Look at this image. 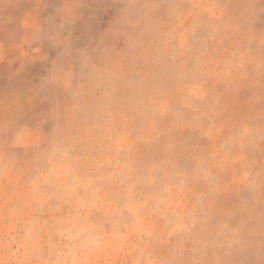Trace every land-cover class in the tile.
<instances>
[{
	"label": "clouds",
	"instance_id": "9594fccd",
	"mask_svg": "<svg viewBox=\"0 0 264 264\" xmlns=\"http://www.w3.org/2000/svg\"><path fill=\"white\" fill-rule=\"evenodd\" d=\"M0 264H264V0H0Z\"/></svg>",
	"mask_w": 264,
	"mask_h": 264
}]
</instances>
